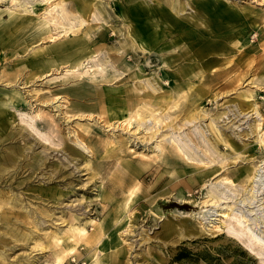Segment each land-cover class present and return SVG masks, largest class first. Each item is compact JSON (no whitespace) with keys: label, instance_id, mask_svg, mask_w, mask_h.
Listing matches in <instances>:
<instances>
[{"label":"rangeland","instance_id":"obj_1","mask_svg":"<svg viewBox=\"0 0 264 264\" xmlns=\"http://www.w3.org/2000/svg\"><path fill=\"white\" fill-rule=\"evenodd\" d=\"M69 1L26 13L0 0V264H264L230 234L226 198L207 195L232 178L217 193L264 236V184L237 177L264 159V0H142L183 10L149 51L130 38L126 0H103L106 42ZM25 16L55 41L17 26ZM80 39L89 61L57 63L53 48Z\"/></svg>","mask_w":264,"mask_h":264},{"label":"bare ground","instance_id":"obj_2","mask_svg":"<svg viewBox=\"0 0 264 264\" xmlns=\"http://www.w3.org/2000/svg\"><path fill=\"white\" fill-rule=\"evenodd\" d=\"M12 1H15L17 5L23 6V8H21V9L23 11H25L26 13L30 12V9L27 5L29 0H12ZM42 1L44 2L45 0H41V2ZM46 1H50V0H46ZM69 2H70L69 4H71V6H70L71 8H73L75 5H77V7L76 8L74 7V8L77 9L79 15L84 18V20H83L84 22H90L89 20H91V21L94 20L96 23L100 22V23L104 24V25H102V27L99 26L100 29L97 30L98 32L96 33L97 35L95 36V39H102L103 42H106V40H111L114 38L113 37L114 35L110 34L109 27H106V25L111 20L110 18L112 16V13L110 12L108 5L105 1L102 0L101 2H97L96 0H70ZM125 5L126 6L122 7V10H124L123 18H124V21L129 24L128 32L130 34V38L133 41H135L136 43H138L139 46L143 50H146V51L147 50L149 51L153 48L155 50H157V49L160 50L164 47L163 46L161 48V46H160L162 43V39L165 38L166 33H168L169 29L176 24L174 18H172V13H168V11L169 12L170 11L171 12L176 11L178 14L179 13L181 14V12H183V10L181 8V6H182L181 3H178L177 1L169 6L170 9H168L167 12H166V8L165 7L163 8V5H160L159 2L148 4V3H144V1H142V0H126ZM59 15L62 17V14H60V12H59ZM53 17L55 18L54 15H53ZM91 17H92V19H91ZM11 18H12L11 20L13 22H16L17 18L19 19L18 15L16 13L12 14ZM31 20H33L32 17L25 16L23 18H20V20L16 23V25L17 26L21 25L22 28L24 26H26V28L32 27L33 33L31 35L33 38H43V37H45V34H49L50 40L55 41L56 36L53 33L51 34V32H50L51 28H49V30H44V28H43L44 23H41L39 25L38 24L32 25ZM162 22L165 25L164 28H166L167 31H165V30L161 31L159 29L161 27ZM93 25H94V23H92V24L88 23L86 26H84V28H83L84 30L82 29V31L85 34L88 33L89 31H91ZM69 29H71V28H69ZM69 29H66L64 31V33L69 35V34H71V32H73V33L79 32V28H72L71 30H69ZM168 38H170V37H168ZM115 41H114V43H115ZM167 41L171 42L172 40L169 39ZM92 43H91V45H92ZM53 49L58 54L57 63H61V64L67 63L70 66L79 65L81 62L84 61V58H87V60L89 61L88 55L89 54L91 55L90 51L92 50L91 47L89 45H87V43L84 39L77 40L74 43H71L68 45H65V44L58 45V46H55ZM104 52L107 53L106 50ZM62 54H63V56L61 57ZM41 61L42 60L39 59L34 64L38 63L39 66L44 65V63H42ZM154 81L155 80H153V82ZM159 85H160V83H159ZM259 119H262V118H259ZM261 123H262V121L259 122V124H261ZM140 125H142V124H140ZM258 128H260V126H258ZM204 136H205V134H204ZM206 141H207V139H206ZM259 141H260V144L262 145V148L264 150V133H263V136L259 137ZM178 143H180V142H178ZM158 145L155 147H156V149L160 150L161 148ZM181 148H182V150L186 151V153L189 154V152H187L188 149H185L184 147H181ZM192 154H193V152H192ZM192 154L186 155V157L190 158L191 160H194V161L196 160L197 162H199L197 160V158L194 157ZM203 164L206 165V162H203ZM246 170H247V172L245 171V172L237 173V171H236V173H237V177L238 178L240 177L239 180H241V181L245 180L248 182L247 186H249V185L251 186L249 188V190L250 189L252 190L253 188H255L258 185L257 183L258 182L260 183V181H261V184H264V159H259V161H257L252 168L246 167ZM236 184L237 183H235L234 180H232V178H230L229 176H222L220 179L216 180L207 189V195L210 196V198H209L210 201H213V200L216 201V200H219L221 198L227 199V200L226 199L222 200V203H226V202H228V203L226 206H222L220 209L222 210L221 215L226 217V218L231 219V221H232L233 225H232V227L230 226L231 231H229V230L228 231L231 232L230 234L233 237L243 241L246 245H248L250 247V249L254 250V252L256 251L259 254L264 255V236L261 232L257 231L255 224L253 225L252 224L253 222H250V220H252L251 217H249L247 213H244V210L242 207L236 208V207L232 206L231 204H229L231 199H230V201H228L229 199L227 198V196L220 195L219 193H217L218 190H216V188H221V186H222V187H229V189H230L231 186H237ZM262 186L263 185H261V187ZM247 190H245V191H247ZM221 192H224V190ZM232 192H234V191L232 190ZM229 194H231V193H229ZM244 194H245V192H244ZM225 195H226V193H225ZM246 199L247 198H244L243 201H247ZM232 200H233V198H232ZM250 210H252V209H250ZM250 210H247V211H250ZM119 211L121 212L122 210H120V208H119ZM212 225L219 228L218 225H215V224H212ZM224 228H226V227H224ZM77 230L79 232L85 233L86 229L85 228H77ZM81 236H79V237H81ZM260 258L264 260L263 256H260ZM97 263H98V261H97Z\"/></svg>","mask_w":264,"mask_h":264}]
</instances>
